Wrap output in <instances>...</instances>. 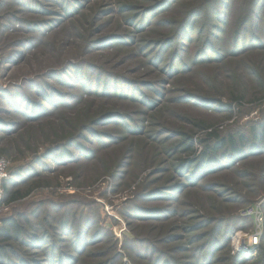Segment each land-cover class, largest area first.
Here are the masks:
<instances>
[{
	"label": "rangeland",
	"instance_id": "rangeland-1",
	"mask_svg": "<svg viewBox=\"0 0 264 264\" xmlns=\"http://www.w3.org/2000/svg\"><path fill=\"white\" fill-rule=\"evenodd\" d=\"M263 128L264 0H0V264H264Z\"/></svg>",
	"mask_w": 264,
	"mask_h": 264
},
{
	"label": "trees",
	"instance_id": "trees-1",
	"mask_svg": "<svg viewBox=\"0 0 264 264\" xmlns=\"http://www.w3.org/2000/svg\"><path fill=\"white\" fill-rule=\"evenodd\" d=\"M208 133H209V135L214 136V138H216L215 130H212L211 129ZM225 142H227V143H231L232 142L233 143V139L231 137H229V138H227V141H225V138L224 139L221 138V139H218V141H217L216 144H225ZM10 181L11 180L9 178H6L5 181H4V187L6 185H8ZM5 223H6L7 226L10 227L11 230H13L12 233L14 235H18L20 233L19 224L16 221L7 219V220H5ZM0 235H6L8 237V235H9L8 234V230L7 229H4V228H0ZM2 251H3V248L0 247V253L1 254H2Z\"/></svg>",
	"mask_w": 264,
	"mask_h": 264
},
{
	"label": "built area",
	"instance_id": "built-area-1",
	"mask_svg": "<svg viewBox=\"0 0 264 264\" xmlns=\"http://www.w3.org/2000/svg\"><path fill=\"white\" fill-rule=\"evenodd\" d=\"M8 166V160L3 157H0V198L4 194V181L8 176Z\"/></svg>",
	"mask_w": 264,
	"mask_h": 264
},
{
	"label": "bare ground",
	"instance_id": "bare-ground-1",
	"mask_svg": "<svg viewBox=\"0 0 264 264\" xmlns=\"http://www.w3.org/2000/svg\"><path fill=\"white\" fill-rule=\"evenodd\" d=\"M239 237H241V233H238V234H237V236H236V240H235V241H237V240L239 239ZM238 242H239V241H238ZM252 243H254V242H252V241L250 242V241H249V244H252Z\"/></svg>",
	"mask_w": 264,
	"mask_h": 264
}]
</instances>
